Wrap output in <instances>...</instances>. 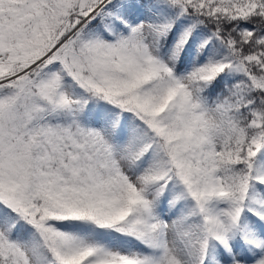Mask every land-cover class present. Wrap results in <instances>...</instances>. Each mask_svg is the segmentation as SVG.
<instances>
[{"label":"snow or ice","instance_id":"1","mask_svg":"<svg viewBox=\"0 0 264 264\" xmlns=\"http://www.w3.org/2000/svg\"><path fill=\"white\" fill-rule=\"evenodd\" d=\"M0 264H264V0H0Z\"/></svg>","mask_w":264,"mask_h":264}]
</instances>
